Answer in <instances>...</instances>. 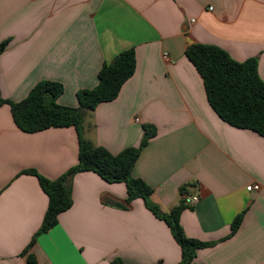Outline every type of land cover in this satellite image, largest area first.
<instances>
[{
  "label": "crops",
  "instance_id": "crops-1",
  "mask_svg": "<svg viewBox=\"0 0 264 264\" xmlns=\"http://www.w3.org/2000/svg\"><path fill=\"white\" fill-rule=\"evenodd\" d=\"M0 95L24 100L37 83L64 86L58 103L78 107V92L98 85L104 63L134 48L137 67L119 96L88 111L84 137L119 154L152 137L133 177L180 218L187 237L211 243L196 264H264V137L224 122L186 55L199 43L237 62L258 58L264 81V0H0ZM168 56V58L165 57ZM78 163L74 128L26 133L8 105L0 107V264H179L182 250L167 223L142 198L122 208L125 183L94 172L70 182L73 204L38 236L49 205L36 171L57 180ZM258 184L259 191L248 190ZM245 212L231 236L232 223Z\"/></svg>",
  "mask_w": 264,
  "mask_h": 264
},
{
  "label": "trees",
  "instance_id": "trees-1",
  "mask_svg": "<svg viewBox=\"0 0 264 264\" xmlns=\"http://www.w3.org/2000/svg\"><path fill=\"white\" fill-rule=\"evenodd\" d=\"M7 42L0 45V54ZM188 59L201 75L207 98L215 113L229 125L256 132L264 137V81L260 77L258 58L244 62L235 61L224 49L205 44H193L186 50ZM137 67L135 49L119 53L111 62L104 63L98 74V85L93 89L78 92L79 106L68 107L58 103L64 93L59 82L43 80L36 84L28 96L13 102L1 97L0 107H10L15 125L26 133H37L50 128H74L78 137V163L57 180H49L34 170L27 173L37 176L43 191L49 198L42 226L35 235L28 250L35 244L38 236L47 233L58 224L59 215L73 204L70 182L78 173L94 172L108 183H125L127 198L122 208H127L135 199L142 198L147 208L170 227L174 239L182 250L179 264H196L197 251L211 243L187 237L180 223L185 200L170 213H163L151 201L153 189L143 180L133 177V169L141 152L149 140L157 133L154 125L143 126L144 135L138 147H128L119 154H112L104 147H97L84 137V123L88 111H93L101 103L115 100L123 85L134 75ZM183 195L187 189L182 188ZM245 212L238 215L232 223L231 236L240 228ZM35 264L32 256L28 257ZM113 264H126L115 259Z\"/></svg>",
  "mask_w": 264,
  "mask_h": 264
},
{
  "label": "built area",
  "instance_id": "built-area-1",
  "mask_svg": "<svg viewBox=\"0 0 264 264\" xmlns=\"http://www.w3.org/2000/svg\"><path fill=\"white\" fill-rule=\"evenodd\" d=\"M166 58H168L167 55H165ZM248 190H255V191H259L260 190V186L258 184L255 185H251L248 187ZM200 200V197L198 195H193V196H187L185 197V201L187 203V205L189 206H194L196 205Z\"/></svg>",
  "mask_w": 264,
  "mask_h": 264
},
{
  "label": "water",
  "instance_id": "water-1",
  "mask_svg": "<svg viewBox=\"0 0 264 264\" xmlns=\"http://www.w3.org/2000/svg\"><path fill=\"white\" fill-rule=\"evenodd\" d=\"M187 197V195H184V198Z\"/></svg>",
  "mask_w": 264,
  "mask_h": 264
}]
</instances>
